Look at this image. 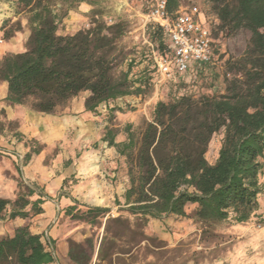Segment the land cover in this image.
<instances>
[{
  "label": "trees",
  "instance_id": "trees-1",
  "mask_svg": "<svg viewBox=\"0 0 264 264\" xmlns=\"http://www.w3.org/2000/svg\"><path fill=\"white\" fill-rule=\"evenodd\" d=\"M209 1L220 20L219 30L251 33L243 56L236 60L240 76L229 81L221 96L196 100L183 93L169 102L159 101L139 142L129 134L127 141L118 143L112 131L103 138L121 156L135 160L138 176H131L126 204L133 213L152 219L169 214L186 217V207L195 204L194 218L199 222L224 221L233 212L235 221L243 223L259 209V199L264 196V0ZM17 2L29 13L31 34L22 52L7 53L0 62V80L8 82L7 104L51 114L88 91L85 109L97 113L103 104L108 108L120 98L146 93L147 68L132 76L135 58H131L120 69L128 60L118 46L125 32L121 24L107 26L95 20L90 28L64 35L59 32L61 18L45 0ZM179 5L180 0H169L168 9L174 12ZM151 28L160 38L156 52L162 53L169 46L168 35L157 22H151L150 32ZM5 37L10 35L5 32ZM152 62L157 69L154 56ZM112 109L122 111L119 106ZM219 132L223 133L222 144L217 160L211 163L206 153ZM15 135L20 141L24 138L20 132ZM5 151L0 148V155ZM40 152L41 147L31 148L24 163ZM33 194L34 190L28 193ZM46 198L50 196L39 194L30 210L25 195L14 201L0 198V219L10 205V219L40 214ZM108 211L89 207L87 215L93 216L87 221L94 224ZM69 257L77 264L91 260L88 250L75 241L70 243ZM56 262L54 251L41 235L31 232L30 225L19 226L13 236L0 240V264Z\"/></svg>",
  "mask_w": 264,
  "mask_h": 264
},
{
  "label": "rangeland",
  "instance_id": "rangeland-1",
  "mask_svg": "<svg viewBox=\"0 0 264 264\" xmlns=\"http://www.w3.org/2000/svg\"><path fill=\"white\" fill-rule=\"evenodd\" d=\"M45 1L61 18L59 32L64 35L90 28L95 20L107 26L121 24L125 32L118 39V46L128 60L120 69H125L127 61L135 58L132 76L147 68L149 84L144 95L120 98L108 108L103 104L97 113L71 111L73 104L79 107L89 95L88 91L81 92L55 111L61 116L73 115L66 133L55 143L42 141L40 133L38 137L21 133L25 153L14 164L19 189L14 200L25 195L31 202L27 207L30 210L39 194H48L50 199L46 198V204H58L61 210L56 222L68 235L69 246L71 241L84 240L91 256L89 264H264V222L259 213L262 211L258 209L243 223L235 221L233 212L224 221L199 222L194 218L195 204L186 207L188 215L183 218L169 214L152 219L133 213L130 204H126L125 192L131 185V176H138V166L135 160L121 156L115 147H108L103 140L112 131L118 142L127 141L129 134L139 142L148 122L153 120L159 101L169 102L183 93L196 100L225 94L229 81L240 76L236 60L246 50L250 31L241 29L228 33L216 27L217 49L212 63L196 65L183 75L167 77L155 69L152 62L161 43L154 29L149 31V24L154 21L148 17V0ZM82 1H88L92 9L82 17L72 18L69 10L77 8ZM180 3H197L211 20L217 18L209 0H180ZM16 10L23 12L30 28L29 13L17 0ZM21 29V22L17 21L7 24L5 32L11 36ZM113 106L121 107L122 111L112 109ZM20 127L18 121H0V128L14 135L20 132ZM222 139V132L214 134L206 153L209 162L217 160ZM36 146L41 147V152L33 153L25 164L23 157ZM65 174L68 177H64ZM261 180H264V170ZM30 190L35 194L28 195ZM8 195L11 194H1L2 197ZM62 197H66L65 205L58 201ZM97 206L109 211L99 215L93 224L87 221L93 216L87 215L88 208ZM11 209L12 205L7 207L5 217ZM115 217L120 220H109ZM1 232L12 234L8 227Z\"/></svg>",
  "mask_w": 264,
  "mask_h": 264
},
{
  "label": "crops",
  "instance_id": "crops-1",
  "mask_svg": "<svg viewBox=\"0 0 264 264\" xmlns=\"http://www.w3.org/2000/svg\"><path fill=\"white\" fill-rule=\"evenodd\" d=\"M90 9H92L91 4L88 1H82L77 8L70 9L69 13L72 18L82 17ZM17 21L21 22L22 29L15 32V34L11 35L9 38L5 37L7 24L12 25ZM30 34L31 30L28 26V20L24 18L23 12H18L16 10V0H0V62L7 53L22 52L24 50L25 41ZM87 95L88 94H86V96ZM7 96L8 82L0 80V121H18L21 125L19 128L20 133L29 137H38V133H40L39 138L49 144L55 143L66 133L68 129L67 123L73 118V115L61 116L56 114V112L51 114L38 113L26 106L9 105L5 102ZM85 110L84 102L79 104L77 108H75L73 104V108L71 109L72 112H84ZM115 141L118 142L116 137ZM108 147L114 146L108 145ZM0 148L6 150L5 154L0 155V198L14 200L19 190L14 177V164L22 159L25 153V146L16 135L0 128ZM28 168L30 169L31 166H27V169ZM262 169L264 170V167ZM64 177H68V175L65 174ZM4 192H8L11 195L2 197L1 194ZM65 198L66 197H62V199L58 201L62 202V205H65ZM259 203V211H264V196H261ZM42 207L43 212L35 215L31 219L21 217L10 219L9 216L1 218L0 240L5 237L13 236L17 227L30 225L31 232L41 235L45 245L54 251L57 258L56 264H77L69 257L70 246L68 235L63 229L58 227L56 222L57 215H59L61 211L58 204L51 202L47 205L45 202ZM55 222L56 225L52 226L51 224ZM6 227L11 229L12 234L1 232V230ZM76 242L82 244L86 248L84 240L76 239Z\"/></svg>",
  "mask_w": 264,
  "mask_h": 264
},
{
  "label": "built area",
  "instance_id": "built-area-1",
  "mask_svg": "<svg viewBox=\"0 0 264 264\" xmlns=\"http://www.w3.org/2000/svg\"><path fill=\"white\" fill-rule=\"evenodd\" d=\"M149 18L167 33L169 46L162 53H154L157 70L164 76L183 75L196 65L210 64L215 57L217 38L215 29L220 20H211L199 4L179 5L170 12L169 0H148ZM264 222V211L259 212Z\"/></svg>",
  "mask_w": 264,
  "mask_h": 264
}]
</instances>
